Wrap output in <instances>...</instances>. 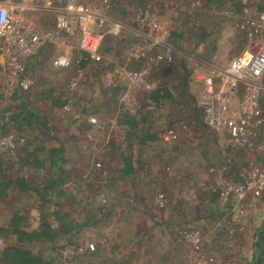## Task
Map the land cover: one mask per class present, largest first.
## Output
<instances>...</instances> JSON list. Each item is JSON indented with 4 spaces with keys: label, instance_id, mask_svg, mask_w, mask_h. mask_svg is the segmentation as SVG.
I'll return each mask as SVG.
<instances>
[{
    "label": "trees",
    "instance_id": "1",
    "mask_svg": "<svg viewBox=\"0 0 264 264\" xmlns=\"http://www.w3.org/2000/svg\"><path fill=\"white\" fill-rule=\"evenodd\" d=\"M137 1L145 6L150 0ZM249 1L200 0L202 17L197 26L189 21L188 10L177 9L175 13L179 21L169 29L170 42L175 47L172 64L167 68L160 64L152 71V75L159 77V84L144 90L146 102L139 106L138 111H125L118 115L117 134L107 141L108 149H103L100 153L102 156H98L91 166L90 158L88 163L87 160L81 162L78 143L62 139L53 133L51 113L61 108L66 110V104L74 105L75 101L71 102L70 99L75 94L70 87L56 81L60 73L58 70L54 71V76H49L48 73H42L39 78L34 76L35 67L32 64L35 56L42 55L44 50V45L34 44V52L26 63V75L31 77L30 72L34 74L30 88L15 87L9 92L0 89V136L12 132L17 137L15 152L11 153L9 149L0 151V264H131L128 252L134 247V240L149 235L150 230L157 225H169L173 229L186 228L185 230L200 227L199 229L205 230L206 223L220 221L223 226L221 229L226 231L225 234L230 239L225 238L219 247L212 240L208 251L222 246L224 251L233 249L239 244L238 241L244 246L242 239L246 235L239 230L236 209L239 205L244 207L246 201L238 203L234 200H222V188L217 182L218 170L210 180L207 178L205 187L204 182L199 184L196 194L199 201L180 199L178 189L181 186L176 184V176L169 177L166 170L171 165L168 160L170 146L180 149L177 137L188 132L184 128L191 125L196 135L208 137L205 144H209V147L219 144L218 155L221 158L217 168L222 167L226 176L243 180V169L248 156L238 149H226L225 144L223 150L221 140L210 135L213 131L204 121L197 93L192 90L191 75L194 66L188 63L182 38L193 34L199 39L196 47L199 42H204L205 46L216 49L220 45L216 42L215 33L222 26L229 27L239 22L243 8ZM263 5L264 3L259 8ZM236 34L238 35L232 39L233 42L236 41L233 46L234 54L244 45L241 33L237 31ZM210 39L211 42H208ZM117 42L118 37L107 35L102 45L105 50L102 51L108 52ZM154 50L159 49L156 47ZM131 61L126 63L129 69L142 67L143 60ZM90 64L88 59L81 58L79 64H72V68L85 66L87 71ZM87 77L88 73L85 74V80ZM85 80L82 98H78L83 112H95L101 104L122 109L120 95L126 88L124 84L115 82L102 85L100 92L95 94L96 84H88ZM88 87H91L90 92H87ZM166 107L169 108L167 116L163 118L164 128L159 120H162ZM178 109H185L186 116L173 117L174 110ZM159 110L161 112L158 114ZM66 114H72V117L69 115L71 127L77 125L79 129L82 128L81 125L85 122L81 121L85 117H75L71 112ZM86 122L85 124L93 125ZM200 128L207 134L200 133ZM168 129H173L175 135L166 140ZM108 153L109 159L104 157ZM164 161L169 165L164 164ZM116 186L123 190H128L129 186H140L155 196L163 189L165 196L154 199V206L160 210L162 218L157 219L158 212L154 207L143 212L147 221L140 223H135L134 216L127 222L113 217V203L111 199L104 198L102 192L105 189L113 191ZM121 194L122 191L118 195ZM263 197L264 194L255 197V200L261 201ZM34 209L39 215V222L35 226L31 224ZM149 220L152 222H148ZM245 222V225L250 224V229L253 228L251 235H256L255 242L250 240L251 247L256 250L257 247H262V251L258 255L245 254L241 248L238 255L243 259V264H264V225L257 232L256 219L251 217L250 222L249 219ZM92 231L99 235L101 232L102 236L92 242L93 249L89 248L90 242L75 240L77 235ZM67 245H75L74 251L64 254L63 249ZM80 247L84 250L80 251ZM204 255H200L203 256L201 258H208ZM188 258L189 262L195 263L199 256L195 253ZM183 261L174 264H182Z\"/></svg>",
    "mask_w": 264,
    "mask_h": 264
},
{
    "label": "built area",
    "instance_id": "2",
    "mask_svg": "<svg viewBox=\"0 0 264 264\" xmlns=\"http://www.w3.org/2000/svg\"><path fill=\"white\" fill-rule=\"evenodd\" d=\"M197 1L193 5H200V0ZM259 6L251 0L243 8L237 27L246 40L242 50L224 65L206 67L196 63L191 75V85L198 87L196 93L204 121L213 133L225 138L230 147L248 156L243 180L219 175L217 182L222 188L223 201L244 203L250 196L264 194V5ZM114 7V0H44L42 3L0 0V63L6 69V88H30L33 80L26 75L24 56L41 40L80 52L75 59L76 65L81 58L91 63L102 61L105 37L121 36L124 29V24L113 15ZM36 10L47 14L49 27L44 28L36 22L33 17ZM158 11L156 3L139 7L135 16L139 28L135 29L137 36L130 43L127 41L129 60L141 59L144 65L139 69H129L126 65L117 68L119 80L126 86L122 100L129 109L135 104L131 88L138 86L149 90L156 87L158 80L152 76V71L160 64L167 68L173 62L175 47L168 31L162 27ZM156 47L159 50H154ZM52 63L68 70L73 59L61 52ZM85 73V66H76L68 77V87L73 90ZM69 108L68 104L64 105V109ZM96 121L94 116L88 118L92 124ZM172 135H175L174 130L168 129L166 140ZM16 143L14 133L1 135L0 151L9 149L13 153ZM183 237L191 248L189 255L195 252L199 258L203 257L200 255L204 254V234L191 228L183 232ZM89 248H94L92 242ZM83 250L80 247V251Z\"/></svg>",
    "mask_w": 264,
    "mask_h": 264
},
{
    "label": "rangeland",
    "instance_id": "3",
    "mask_svg": "<svg viewBox=\"0 0 264 264\" xmlns=\"http://www.w3.org/2000/svg\"><path fill=\"white\" fill-rule=\"evenodd\" d=\"M39 3H42L44 0H37ZM115 1V7L113 11V15L117 20H120L124 24V29L121 36H115L118 37L117 45L111 46V49L108 52L103 51L104 53V59L100 62H92L90 64V67L87 69L86 73H88V77L85 80V74L82 76V78L78 81L77 85L74 87V94L70 101H75V104L72 105L71 103L69 105V110H62L58 109L56 112L51 113L52 120H51V126L54 135L61 137L62 139H70V141H74V143H78L77 147L80 148L79 156L81 159V162L88 163L91 166L94 162V160L98 156H102L100 153L103 151V149L107 150L108 147L106 146V143L108 140H110L112 137H114L117 134V131L119 129L117 122V117L119 114H122L125 111L130 112H136L139 109V106L146 102L145 96H144V90L148 89H142L141 87L135 86L131 88V92L133 97L135 98V104L133 105L132 109H129L124 101L122 100V95L126 88H124L123 92L120 95V102L123 103L122 109L121 108H114L111 106H107L105 104H101L100 108H98L95 112L92 113H85L81 109V103L79 101V97L82 98L83 88H84V80L88 84H96V93L100 92V89L102 85H109L114 84L115 82H120L119 80V72L117 68L121 65H126L129 61V52H128V46L127 41L129 43L131 40H134V36L136 35V30H139L138 23L136 22L135 16L137 9L139 7H142L141 3H138L137 0H114ZM251 1V0H250ZM255 4V6H259L263 4L264 2L261 0H252ZM194 2H198L197 0H150L148 3L157 4V7L159 9L158 15H160V20L162 27L165 28L168 33L171 26L174 24H177L179 19L176 18L177 9L179 10H188L189 11V21L193 26H197V24L200 23L202 12L200 5H193ZM148 5V4H146ZM45 15V20L41 22V18ZM33 17L36 20V22H40L43 25H45L47 14L44 11L36 10L33 12ZM220 17V16H219ZM216 18V17H215ZM214 19V17H212ZM241 21V20H240ZM239 22H235L234 24H231L229 27L222 26L218 33H215V36L217 37V43L220 45L216 49L204 44V42H199L198 46L196 47V44L198 42V37H195L193 34L183 36L182 43L183 47L185 48V52L187 54V60L188 63L192 66H194L196 63H199L206 67H211L213 65H224L222 62L225 60H229L233 55H235L233 46L235 45V42H233V38L238 35L236 34L237 31H239L242 35V32L239 30L238 24ZM136 29V30H135ZM131 39V40H130ZM241 39V37H240ZM241 41L245 45L246 40L242 35ZM211 42V39L208 41ZM241 42V43H242ZM122 45V46H121ZM243 45V47H244ZM121 46V47H120ZM103 50H105L104 47H102ZM242 50V49H241ZM77 51V50H75ZM61 53V52H59ZM56 53L54 57L59 54ZM77 53H80L77 51ZM237 54V53H236ZM70 55V54H69ZM71 56V55H70ZM53 57V58H54ZM52 58V60H53ZM73 65H76L75 58H73ZM132 62V61H131ZM130 63V62H129ZM144 65V62L142 66ZM53 68V69H52ZM87 68V67H86ZM156 68V67H155ZM63 68L56 67L53 65L52 61L45 62L42 66L38 67L36 66L34 68V74L30 72L31 79L34 80L32 77L33 75L39 78L41 74L48 73L49 76H54L55 70H58L59 77L56 79L59 83H64V86L68 87V77L74 73L75 68H71L65 71L60 70ZM157 69V68H156ZM67 74V75H65ZM69 75V76H68ZM155 79L158 80L159 84V77L155 74L152 75ZM52 79L54 77H51ZM6 72L2 71L0 72V86L1 90L10 91L13 87L6 88ZM54 80V79H53ZM97 82V83H96ZM122 83V82H120ZM123 84V83H122ZM91 87L87 88V92H90ZM192 90L194 92H197L198 87L196 85L192 86ZM198 100V99H197ZM71 101V102H72ZM168 108L166 107L163 111L164 113L162 116L161 121L162 125L165 128V121L164 116H167L166 113L168 112ZM94 111V110H93ZM66 112H71L73 115L85 117L83 121H88V118L90 116H94L97 118L96 123H93V125L85 124L83 123L78 128L77 125H74L73 127L70 126V118L69 115L72 117V114H66ZM161 112L160 110L157 112L159 114ZM186 110L185 109H178L174 110L173 117H179V116H186ZM165 114V115H164ZM182 117V118H183ZM181 119V118H180ZM79 122V123H81ZM77 123V124H79ZM88 125V126H87ZM69 126V127H68ZM200 133L205 134L206 132L204 129L200 128ZM185 132L182 137H177V142H180L181 146L180 149H175L170 146L171 152L168 153V160H170V168L167 169L168 175L175 177L176 176V184L181 186L178 189L179 198H187L188 200H194L199 201L197 197V189L199 184H202L204 182L203 187L206 186L208 180H210L211 176H215V171L218 170V176L220 173H222V176L225 174L223 172H220L222 170L221 168H217L218 162H220V156L219 153V144L218 145H211L205 144L206 140H208V137H204L201 134L198 136L195 133L194 128H191V125L184 128ZM207 134V133H206ZM16 135V134H15ZM212 137L218 138L221 140V146L224 150L223 144H225L226 149H232L230 145L226 142L225 138L218 137L215 133H211ZM82 139V140H81ZM183 140H185L183 142ZM202 140V142H201ZM219 140V141H220ZM176 144V142H175ZM204 144V145H203ZM78 154V153H77ZM110 156V153L106 154L104 157ZM110 157H108L109 159ZM162 160V158H161ZM101 161V160H100ZM165 162V161H164ZM163 164V163H162ZM164 164H168L165 162ZM169 165V164H168ZM190 171V172H189ZM197 173H195V172ZM189 172V173H188ZM206 178L204 179V177ZM208 178V180H207ZM145 181V179H143ZM206 183V184H205ZM205 190V188H203ZM120 191H122L121 195ZM102 196L104 198L111 199L113 205L111 208L112 216L117 217L120 221L127 222L130 220L132 216H134L135 223H140L143 221H147V219H144L143 212L148 211L149 209H155L157 214V219H161V212L158 210L156 206H154V199H162L160 197V194L165 196V191L163 189L158 192V194L150 195V192L145 191L140 186L138 187H132L129 186L128 190H123L122 187L116 186L113 188V191L110 189H105L102 192ZM154 198L152 199V197ZM190 197V198H189ZM183 203L182 200H179ZM180 202V203H181ZM177 203V202H175ZM181 203V204H182ZM179 204V203H177ZM198 204V202H197ZM257 204V205H256ZM249 205H246L243 207L239 205L237 207V213H236V219L238 224H240L241 231H244L246 237L245 239H242L244 246L240 244H237V247H234L233 249H227L223 250L224 247L215 248L213 251L209 252V247L212 246V240L215 241L216 247L220 246V243L224 242L225 238H229L227 234L223 231V226H221L220 221H216L215 223H206L207 228L205 230L199 229L200 227H192L199 229L204 234L203 239V246L202 248L204 254L208 258H198L195 263L189 262L188 257H193L189 255V252L191 248L186 244V241L183 237L184 229H178L172 228L171 226H155L150 230L149 235H145L144 238H137L133 242V248H130L129 258L131 261V264H174L177 261H183L182 264H243V259H240L239 251L241 248L243 249V253L245 254H254L256 255V249L254 247H251V242H255L256 235H248L252 234L249 233L252 232L253 229H250L251 226L249 223L245 225V220L249 219V222L251 220V217L257 220L256 230L257 232L259 229H261L262 225H264V215L262 216V211L264 210V197L261 199V201H253V203L248 207ZM202 208V205H201ZM191 215V214H190ZM116 220V219H114ZM39 222V215L38 211L36 209L32 210V217H31V224L33 226L37 225ZM148 222H152V220H149ZM256 222V221H255ZM210 228H209V226ZM255 228V227H254ZM132 229L134 230V224L132 226ZM138 229V226H136V230ZM250 229V230H249ZM254 232V231H253ZM256 234V232H255ZM116 235V233H114ZM113 235V236H114ZM216 236V237H215ZM101 232L100 235L97 232H85L82 233V235H77L75 240L78 242L85 241V243L89 242H95L94 240L101 238ZM219 237V238H218ZM214 238V239H212ZM230 239V238H229ZM229 246H231V243H229ZM75 245H67L66 248L63 249L64 254L72 253L74 251ZM66 257V255H65ZM183 259V260H182Z\"/></svg>",
    "mask_w": 264,
    "mask_h": 264
},
{
    "label": "crops",
    "instance_id": "4",
    "mask_svg": "<svg viewBox=\"0 0 264 264\" xmlns=\"http://www.w3.org/2000/svg\"><path fill=\"white\" fill-rule=\"evenodd\" d=\"M45 15H43V17L40 19L41 22H43L45 20ZM46 24L43 25L42 23H40V25L44 28L46 27H49L51 25V23L49 24L47 19H46ZM38 44H42L41 46H43L44 50L42 52V55H36L35 56V59H34V62L32 64V66L36 67H40L42 66L43 64H45V62H49L52 61V58L54 57V55L56 53H59V52H65V53H68L70 54L73 58H75L79 53H77V51L75 50H72L69 46H62V45H58L57 43L55 42H50L48 40H41ZM34 47L35 45H33L32 47V50H34ZM241 51V50H240ZM34 52V51H32ZM32 52L29 54V55H25L24 56V60L26 61V63L28 62V58H30ZM228 60H225L224 63L226 64ZM2 71H6V69L4 68V65L2 63H0V72ZM28 76V75H27ZM246 208H247V205H251L253 203V201L256 202L255 200V197H248L246 200ZM248 202V203H247ZM257 205V204H256ZM248 206V207H249ZM262 216L264 215V210L262 211ZM253 229V228H252ZM253 231V230H252ZM249 233H252L251 231ZM248 235H251V234H248ZM246 237V236H245ZM256 246V245H255ZM256 254H258L257 250H256Z\"/></svg>",
    "mask_w": 264,
    "mask_h": 264
},
{
    "label": "water",
    "instance_id": "5",
    "mask_svg": "<svg viewBox=\"0 0 264 264\" xmlns=\"http://www.w3.org/2000/svg\"><path fill=\"white\" fill-rule=\"evenodd\" d=\"M261 244L263 245V243H261ZM260 251H262V247H260V248L257 247V252H258V254L260 253ZM258 254H257V255H258Z\"/></svg>",
    "mask_w": 264,
    "mask_h": 264
}]
</instances>
